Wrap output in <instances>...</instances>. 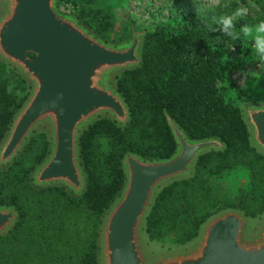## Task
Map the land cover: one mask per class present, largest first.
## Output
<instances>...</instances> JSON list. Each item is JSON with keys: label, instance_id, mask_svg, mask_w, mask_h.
<instances>
[{"label": "trees", "instance_id": "obj_1", "mask_svg": "<svg viewBox=\"0 0 264 264\" xmlns=\"http://www.w3.org/2000/svg\"><path fill=\"white\" fill-rule=\"evenodd\" d=\"M62 1L69 2L59 0L58 8ZM73 1L79 4L69 14L86 27L105 40L122 38L110 36L111 14L88 9L97 0ZM254 3L257 19H264V0ZM216 17L171 13L145 30L139 68L115 79L130 123L121 129L100 118L80 137V166L86 176L81 197L63 187L31 186V174L49 153L44 132L34 133L13 163L0 168V206H12L18 213L13 229L0 237V264H98L99 229L123 185V156L167 159L175 151L164 112L188 139L217 138L225 150L200 156L191 178L158 192L146 218L148 240L179 247L194 240L201 226L221 211L236 209L250 219L264 213V155L250 146L237 105L238 93H247L231 78L233 70L248 62L252 48L241 41L230 49L226 37L209 31L206 25ZM253 21L247 17L236 26ZM27 96L22 78L0 63V142ZM241 172L247 175L246 184L227 193L221 180Z\"/></svg>", "mask_w": 264, "mask_h": 264}, {"label": "water", "instance_id": "obj_2", "mask_svg": "<svg viewBox=\"0 0 264 264\" xmlns=\"http://www.w3.org/2000/svg\"><path fill=\"white\" fill-rule=\"evenodd\" d=\"M59 0H0V63L28 87V96L0 142V168L19 156L37 132L48 137L49 153L31 174V186L63 187L79 198L86 188L79 140L100 118L125 129L130 112L115 86L116 77L139 68L146 31L132 26L116 41L103 39L76 14H64ZM250 146L264 155V102L238 93ZM175 142L167 159L127 153L124 181L102 218L98 264H264V213L247 218L236 209L221 211L179 247L151 245L146 218L158 192L192 177L200 156L223 152L220 139L190 140L164 112ZM18 220L12 206H0V237Z\"/></svg>", "mask_w": 264, "mask_h": 264}, {"label": "rangeland", "instance_id": "obj_3", "mask_svg": "<svg viewBox=\"0 0 264 264\" xmlns=\"http://www.w3.org/2000/svg\"><path fill=\"white\" fill-rule=\"evenodd\" d=\"M62 1L60 10L65 14L75 11L78 6L72 5L74 1ZM71 2V3H70ZM224 3L228 7H224ZM255 4L254 0H97L88 9L91 10H104V12L113 16V32L111 37H123L127 34L132 26L140 31H145L150 25L165 22L171 13L187 14L190 18L201 19L211 14L220 16L228 15L237 6ZM258 9H250L248 17L257 19ZM135 24L130 25V22ZM125 32L122 34V31ZM109 38V37H108ZM111 39V38H109ZM248 62L238 69L231 72V78L235 84L242 90L246 91L248 99L255 103L264 102V64L256 62L254 53L250 54L247 59ZM238 97V96H237ZM238 108L240 100L238 98ZM247 181L245 172L238 175H231L224 177L221 180V187L227 193L238 192L240 186H244ZM151 245L158 246V244L151 242Z\"/></svg>", "mask_w": 264, "mask_h": 264}, {"label": "clouds", "instance_id": "obj_4", "mask_svg": "<svg viewBox=\"0 0 264 264\" xmlns=\"http://www.w3.org/2000/svg\"><path fill=\"white\" fill-rule=\"evenodd\" d=\"M224 7H228L224 3ZM257 5L237 6L228 15H220L214 18L213 22L206 27L211 32H220L229 41L231 49L238 42H247L251 44L252 51L256 62L264 64V19H255L253 22H243L239 28L236 26L238 20H246L250 14V9L256 8Z\"/></svg>", "mask_w": 264, "mask_h": 264}, {"label": "built area", "instance_id": "obj_5", "mask_svg": "<svg viewBox=\"0 0 264 264\" xmlns=\"http://www.w3.org/2000/svg\"><path fill=\"white\" fill-rule=\"evenodd\" d=\"M62 13H64L62 10H60ZM65 14V13H64ZM67 14V13H66ZM69 14V13H68Z\"/></svg>", "mask_w": 264, "mask_h": 264}]
</instances>
